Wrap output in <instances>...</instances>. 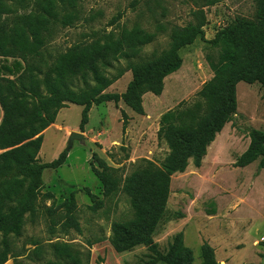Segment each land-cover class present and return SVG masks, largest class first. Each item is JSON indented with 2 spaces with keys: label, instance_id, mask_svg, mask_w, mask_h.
I'll return each instance as SVG.
<instances>
[{
  "label": "rangeland",
  "instance_id": "rangeland-1",
  "mask_svg": "<svg viewBox=\"0 0 264 264\" xmlns=\"http://www.w3.org/2000/svg\"><path fill=\"white\" fill-rule=\"evenodd\" d=\"M32 6L12 4V9L14 14L28 15ZM79 8L80 21L72 28H57L48 43L45 52L50 62L72 46L136 27L157 35L136 62L168 50L175 27L202 24L205 39L181 51L183 66L165 80L160 97H144V115L134 113L123 102L94 106L82 133L80 106L68 105L59 112L55 124L43 134L39 162L57 160L68 150L72 133L84 134L85 145L75 141L67 151L66 164L44 172L42 193L54 199L42 197L34 221L27 216L22 236L10 238L12 254L6 264L58 262L52 248L57 243L79 253L81 264H100L101 259L104 264H152L145 247L124 254L115 252L112 227L131 220L134 211L122 193L111 199L104 197L103 186L92 169L98 168L93 155L118 171L121 186L145 161L160 167L169 154L158 139L160 119L182 103H196L199 92L213 78L211 64L218 62L219 49L209 42L238 18L257 22L256 0H81ZM4 61L11 66L15 60L0 58L1 65ZM116 70L123 71V76L106 92L123 94L132 81V72L125 60L115 64L110 75H116ZM8 77L16 79L17 75ZM237 104V114L210 146L202 166L191 165L184 174L172 177L166 214L154 235L160 253H166L182 233L185 246L194 253V264H202L201 247L205 243L214 249L218 264H264V170L259 161L244 169L235 166L249 148L251 132H264V88L240 83ZM72 195L81 233L64 228L65 212L58 208ZM50 209L55 211L53 216ZM37 247H42L41 255L30 258Z\"/></svg>",
  "mask_w": 264,
  "mask_h": 264
},
{
  "label": "trees",
  "instance_id": "trees-1",
  "mask_svg": "<svg viewBox=\"0 0 264 264\" xmlns=\"http://www.w3.org/2000/svg\"><path fill=\"white\" fill-rule=\"evenodd\" d=\"M80 1L0 0V58L15 60L11 66L6 61L0 64V264L9 261L10 238L22 236L27 216L31 221L36 218L39 200L54 199L53 195L42 193L43 175L46 170L63 167L69 153L62 152L51 163H40L39 154L43 134L55 124L59 112L68 105L80 106L82 133L94 106L123 102L134 113L144 115V97H160L165 80L183 66L181 51L198 39H205L202 24L175 27L168 50L148 61L136 62L144 48L157 38L136 27L72 46L50 62L46 47L57 28H72L80 21ZM12 4L20 8L33 6L28 15H18ZM256 5L257 22L238 18L209 42L219 49V59L211 64L213 78L199 92L198 101L192 105L182 103L161 117L158 139L168 147L169 154L160 167L145 161L121 186L118 171L93 155L98 168L92 169L103 186L104 197L111 199L122 193L134 211L131 220L112 227L116 253L145 247L151 253L152 264L195 263L182 233L164 254L158 251L154 235L166 214L172 177L184 174L191 165L200 168L210 146L237 114V86L260 84L264 88V0H256ZM119 19L120 16L112 25ZM121 60L128 62L132 81L123 94L107 93L123 76L121 70H116V75L109 73ZM16 75V79L6 78ZM123 118L125 132V113ZM258 161L264 170V132L254 130L248 150L235 166L244 169ZM58 208L65 212L64 228L81 233L75 195ZM49 214L53 216L55 211L50 209ZM52 248L60 261L44 264H81L79 253L69 245L57 243ZM41 250L37 247L30 258L39 257ZM201 256L202 264H218L214 249L207 243L201 247Z\"/></svg>",
  "mask_w": 264,
  "mask_h": 264
},
{
  "label": "water",
  "instance_id": "water-1",
  "mask_svg": "<svg viewBox=\"0 0 264 264\" xmlns=\"http://www.w3.org/2000/svg\"><path fill=\"white\" fill-rule=\"evenodd\" d=\"M85 136L82 133H72L70 135V139H69V148H68V152H70V150L73 147V144L75 143V141H79L82 143V145H85V140H84Z\"/></svg>",
  "mask_w": 264,
  "mask_h": 264
},
{
  "label": "crops",
  "instance_id": "crops-1",
  "mask_svg": "<svg viewBox=\"0 0 264 264\" xmlns=\"http://www.w3.org/2000/svg\"><path fill=\"white\" fill-rule=\"evenodd\" d=\"M2 77H5L2 75ZM6 78H9L8 76H6ZM10 79V78H9ZM2 120H3V111H2V108H1V105H0V125L2 123ZM3 153V151L0 150V155Z\"/></svg>",
  "mask_w": 264,
  "mask_h": 264
}]
</instances>
